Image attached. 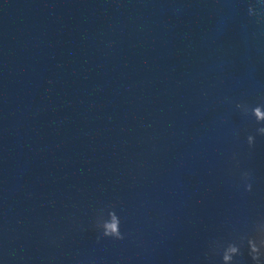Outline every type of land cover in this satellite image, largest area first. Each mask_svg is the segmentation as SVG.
<instances>
[{
  "label": "clouds",
  "instance_id": "9594fccd",
  "mask_svg": "<svg viewBox=\"0 0 264 264\" xmlns=\"http://www.w3.org/2000/svg\"><path fill=\"white\" fill-rule=\"evenodd\" d=\"M247 15L254 18L257 23L264 21V0H249ZM235 109L245 118H251L256 125L255 135L248 134L246 142L249 149L254 148L256 136L264 137V102L249 104L246 101L235 102ZM237 138L239 132L234 133ZM236 166L239 161L236 154H233ZM246 193L253 191V173L245 170L240 173V184ZM122 220L116 211L115 205H108L96 209L91 220V228L96 232V242L100 243L103 239L123 241L127 233L121 230ZM52 244L57 240L53 238ZM205 256L212 260L219 257V264H243L245 256L251 264H264V217L252 222L251 227L246 232L232 230L231 238H214L208 242Z\"/></svg>",
  "mask_w": 264,
  "mask_h": 264
},
{
  "label": "water",
  "instance_id": "95a60500",
  "mask_svg": "<svg viewBox=\"0 0 264 264\" xmlns=\"http://www.w3.org/2000/svg\"><path fill=\"white\" fill-rule=\"evenodd\" d=\"M29 0H0V140L18 41Z\"/></svg>",
  "mask_w": 264,
  "mask_h": 264
}]
</instances>
